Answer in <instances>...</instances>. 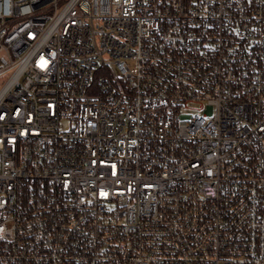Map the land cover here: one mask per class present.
<instances>
[{"label":"built area","instance_id":"obj_1","mask_svg":"<svg viewBox=\"0 0 264 264\" xmlns=\"http://www.w3.org/2000/svg\"><path fill=\"white\" fill-rule=\"evenodd\" d=\"M0 264H264V0H0Z\"/></svg>","mask_w":264,"mask_h":264},{"label":"rangeland","instance_id":"obj_2","mask_svg":"<svg viewBox=\"0 0 264 264\" xmlns=\"http://www.w3.org/2000/svg\"><path fill=\"white\" fill-rule=\"evenodd\" d=\"M198 106H199V105H197V104H191V105H190L191 108H198ZM189 112H192V110L190 109Z\"/></svg>","mask_w":264,"mask_h":264}]
</instances>
